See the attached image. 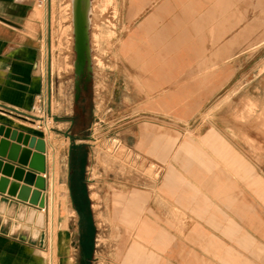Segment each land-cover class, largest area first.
I'll return each mask as SVG.
<instances>
[{"label": "crops", "instance_id": "obj_1", "mask_svg": "<svg viewBox=\"0 0 264 264\" xmlns=\"http://www.w3.org/2000/svg\"><path fill=\"white\" fill-rule=\"evenodd\" d=\"M34 3L0 0V123L45 140L46 206L49 141L1 109L29 113L44 92ZM126 13L134 149L157 176L115 200L133 228L118 264H264V70H245L263 61L264 0H131ZM38 209L0 192V264H44L25 218Z\"/></svg>", "mask_w": 264, "mask_h": 264}, {"label": "rangeland", "instance_id": "obj_2", "mask_svg": "<svg viewBox=\"0 0 264 264\" xmlns=\"http://www.w3.org/2000/svg\"><path fill=\"white\" fill-rule=\"evenodd\" d=\"M128 6L131 0H91L90 96L87 114L80 118L82 125L71 129L75 59L72 0L34 3L30 28L40 46L38 69L44 76L45 88L36 99V109L31 111L41 122L26 127L39 131L49 141L50 170L44 210L38 209L35 215L25 218L36 221L37 246L44 264H83L79 215L72 206L68 183L72 135L76 144L73 152L80 148L85 154L81 178L95 226L87 264H118L119 253L133 228L115 215V200L131 187L147 185L157 176L155 167L134 149L137 126L132 122L131 94L138 92L140 82L125 70L120 54L121 40L133 18L126 13ZM253 53V49L246 51ZM254 54L263 61L246 63L245 70H264V45ZM260 129L264 134V126ZM52 183L56 187L53 198ZM65 200L66 210L62 205Z\"/></svg>", "mask_w": 264, "mask_h": 264}, {"label": "water", "instance_id": "obj_3", "mask_svg": "<svg viewBox=\"0 0 264 264\" xmlns=\"http://www.w3.org/2000/svg\"><path fill=\"white\" fill-rule=\"evenodd\" d=\"M90 4L91 0H72L75 52L73 72L76 78V90H79L77 78L84 77L86 81H90L92 77ZM13 111L18 117H23L21 112ZM45 151L46 145L43 138L0 123V174L2 175L0 176V192L43 208L45 199L41 196V192L46 188V180L43 176L46 171ZM25 167L29 170H25ZM8 177H12L13 181H10ZM21 181H24V184H19ZM31 184L34 189H31ZM82 260L84 264H87L86 256H83Z\"/></svg>", "mask_w": 264, "mask_h": 264}, {"label": "flooded vegetation", "instance_id": "obj_4", "mask_svg": "<svg viewBox=\"0 0 264 264\" xmlns=\"http://www.w3.org/2000/svg\"><path fill=\"white\" fill-rule=\"evenodd\" d=\"M75 76L73 77V88H74V93H73V114L71 118H69V121L71 123V129L74 127H79L82 125V121L80 118L83 119L84 116H86V111H87V104L90 96V81H86L84 77L82 78H77L79 80V90L75 89ZM71 147H70V154H69V171H68V183H69V192H70V197H71V202L72 206L75 208L79 215V220H78V226H79V236L81 233V218H82V213H80L79 207L83 206V199L80 196V186L78 180L79 176L81 173V165H80V160H81V149L77 148L78 151L77 153H74V148L76 147L74 144V136H71ZM80 254H81V260L83 255L82 249L80 247ZM83 264L84 261L82 260Z\"/></svg>", "mask_w": 264, "mask_h": 264}, {"label": "trees", "instance_id": "obj_5", "mask_svg": "<svg viewBox=\"0 0 264 264\" xmlns=\"http://www.w3.org/2000/svg\"><path fill=\"white\" fill-rule=\"evenodd\" d=\"M85 161V154H82L80 165H81V172L84 166ZM80 186V193L81 197L83 199L84 205L79 207L80 213H82L81 218V233H80V247L82 249L83 255L88 258V252L91 251L93 246V234L95 231V226L93 223V219L91 218V213L89 209V200L87 197V192L85 189V185L83 183V180L81 178V173L79 176L78 182Z\"/></svg>", "mask_w": 264, "mask_h": 264}, {"label": "built area", "instance_id": "obj_6", "mask_svg": "<svg viewBox=\"0 0 264 264\" xmlns=\"http://www.w3.org/2000/svg\"><path fill=\"white\" fill-rule=\"evenodd\" d=\"M43 104H44V101H43ZM44 108H46V107H45V104H44ZM1 109H3L4 112H9V113H14V114H15V111H13V109H11V108L2 107ZM33 109H36L35 104L32 106L31 111H32ZM16 111H17V110H16ZM21 115L23 116L22 118H23L25 121H27V122H29V123H32L33 125H34L36 122H41L40 120L37 121V120H36V117H34L33 114H32L31 112H29V113L21 112ZM45 121H46V119H45ZM42 122H44V121H42ZM37 127H38V126H37Z\"/></svg>", "mask_w": 264, "mask_h": 264}, {"label": "bare ground", "instance_id": "obj_7", "mask_svg": "<svg viewBox=\"0 0 264 264\" xmlns=\"http://www.w3.org/2000/svg\"><path fill=\"white\" fill-rule=\"evenodd\" d=\"M90 12H91V7H90ZM89 20H90V17H89ZM72 25H73V23H72ZM72 38H73V37H72ZM24 121H25V120H24ZM46 121H47V119H46ZM46 121H45V122H46ZM46 123H47V122H46ZM47 125H48V124H47ZM55 170H56V168H55ZM57 170H58V169H57ZM57 172H58V171H57ZM57 174H58V173H57ZM53 175H54V174H53ZM55 175H56V173H55ZM53 179H55L54 176H53ZM54 181H55V180H54ZM54 181H53V183H54ZM53 183H52V190H51V192H52V193H51L52 198L54 197V194H55V188H56V187H54V184H53ZM55 183H56V182H55ZM57 199H58V198H57ZM53 200H54V199H53ZM53 203H54V202H53ZM54 204H55V203H54ZM62 205H63L64 209L66 210V200L63 201V204H62ZM44 207H45V206H44ZM44 207H43V208H44ZM43 208H42V209H43ZM52 211H53V210H52ZM52 214H53V213H52ZM53 215H54V214H53ZM39 219H40V221L42 220V215H40V218H39ZM120 233H121V232H120ZM118 235H119V234H118Z\"/></svg>", "mask_w": 264, "mask_h": 264}]
</instances>
